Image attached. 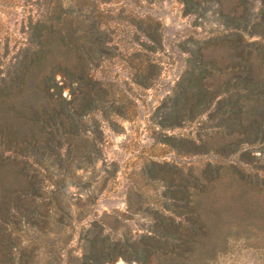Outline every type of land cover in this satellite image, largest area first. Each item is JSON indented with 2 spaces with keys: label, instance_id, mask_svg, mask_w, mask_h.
<instances>
[{
  "label": "trees",
  "instance_id": "16d2710c",
  "mask_svg": "<svg viewBox=\"0 0 264 264\" xmlns=\"http://www.w3.org/2000/svg\"><path fill=\"white\" fill-rule=\"evenodd\" d=\"M107 1L37 0L42 10L28 22L25 45L0 71V264H106L118 257L183 264L208 233L201 200L191 197L185 183L180 197L165 192L181 209L176 217L153 210L150 230L118 238L106 231L108 221L94 218L88 227L80 225L81 255L69 245L74 222L87 216L96 198L76 196L80 207L73 215L69 186L87 193L91 186L76 170L94 171L102 156L99 118L116 131L120 126L113 116H131L114 83L95 73L119 55L99 8ZM179 1L193 26L215 22L216 27L185 40L180 51L187 53L186 68L153 115L162 129L199 120V142L179 138L176 145L167 135L162 142L171 140L187 154L255 161L250 148L264 149V0ZM128 22L145 39L139 43L143 50L128 59L132 82L150 87L158 72L150 55L162 46L161 23L149 16ZM229 167L239 181L247 179L237 183L241 209L264 220V207L246 196L264 190V183H251L236 166ZM200 184V193L209 192L207 183Z\"/></svg>",
  "mask_w": 264,
  "mask_h": 264
},
{
  "label": "rangeland",
  "instance_id": "374dc122",
  "mask_svg": "<svg viewBox=\"0 0 264 264\" xmlns=\"http://www.w3.org/2000/svg\"><path fill=\"white\" fill-rule=\"evenodd\" d=\"M99 8L109 19L107 27L113 31V39L120 52L102 64V71L95 73L114 83L115 93L123 97L131 116H113L120 126L116 131L99 118L103 132L102 156L94 163V171L90 168L76 170L84 180L91 181L88 193L79 191L74 185L69 186V191L75 196L70 204L75 217L80 207L76 196L83 200L88 195L96 196L88 205L87 216L80 222H74L69 243L73 246V253L81 255L78 245L80 225L88 227L94 218L108 221L110 226L106 231H110L111 237L118 238L125 233L136 237L150 230L153 210L176 217L181 209L174 205L176 202L171 200L169 193L175 191L174 194L180 197L184 194L182 185L186 183L191 197L201 200L208 233L196 244L193 257L183 264H264V220L248 217L241 209V202H244L239 199L237 183H246L247 179L239 181L229 167L231 164L236 166L238 171L251 178V183H264V149L250 148L255 161L243 158L248 163L237 161L239 156L220 159L212 154L179 152L173 147L174 144L179 145V138L199 142L200 121L162 129L153 118L154 111L167 101L172 87L186 68L187 53L180 51L185 40L191 35L201 37L209 30V25L216 27V23L193 26V16L184 14L179 0H109ZM41 10L37 0H0V71H4L7 63L13 61L23 48L27 41L28 22L30 18L35 20ZM210 14L211 11L208 12ZM147 16L161 23L162 46L150 55L158 66L153 84L140 87L132 82L128 59L135 51L143 50L139 43L145 39L128 21ZM56 78L60 80V75L57 74ZM62 92L68 95L67 88ZM163 135L173 137L175 143L171 140L162 142ZM216 166H219L218 176H215ZM207 168L210 175L204 177L203 171ZM202 182L207 183L209 189L205 194L199 192ZM166 191H169L167 195ZM263 195L264 190L246 194L260 207H264ZM116 219L118 226L113 229L111 223ZM159 262L156 259L152 264H166ZM106 264L139 263L118 257Z\"/></svg>",
  "mask_w": 264,
  "mask_h": 264
}]
</instances>
